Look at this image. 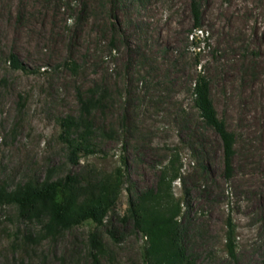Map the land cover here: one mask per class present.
<instances>
[{
    "label": "rangeland",
    "instance_id": "rangeland-1",
    "mask_svg": "<svg viewBox=\"0 0 264 264\" xmlns=\"http://www.w3.org/2000/svg\"><path fill=\"white\" fill-rule=\"evenodd\" d=\"M199 74L235 138L229 172L194 106ZM90 94L106 99L91 114L95 152L74 165L61 125ZM176 155L192 264H235L229 219L237 264H264V0H0V186L73 177L84 188L127 163L104 227L38 242L46 219L0 207V264H145L146 240L125 218ZM92 233L106 252L96 259Z\"/></svg>",
    "mask_w": 264,
    "mask_h": 264
},
{
    "label": "trees",
    "instance_id": "trees-1",
    "mask_svg": "<svg viewBox=\"0 0 264 264\" xmlns=\"http://www.w3.org/2000/svg\"><path fill=\"white\" fill-rule=\"evenodd\" d=\"M196 24H199V12L193 5ZM13 64L20 69L21 65L13 57ZM194 106L203 124L211 127L219 135L225 156L226 170L232 168L235 153L234 135L226 129L225 123L219 119L209 94V83L205 76L199 74L191 88ZM105 97L95 98L93 94L81 100V115L77 118L65 119L62 127L64 138L70 152V161L77 165L80 157L94 154L93 139L95 130L91 114L102 106ZM178 156H173L160 174L156 191L144 194L137 203H131L125 219L133 222L146 240L145 264H192L187 257L180 218L183 214L182 200L173 193V184L182 179ZM127 163L112 174L106 175L93 185L78 188L76 179L66 177L57 181H47L39 185L28 184L15 191H8L0 186V207L15 206L19 213L31 220L46 219L39 241L55 240L62 231L70 230L85 223L96 228L104 227L106 220L115 208L124 191L127 175ZM227 250L231 259L237 264L235 229L231 219L227 221ZM91 245L96 250L94 258L104 255L105 248L98 240L96 233L90 235ZM30 239L28 242H31ZM36 241V240H35ZM34 242V241H32Z\"/></svg>",
    "mask_w": 264,
    "mask_h": 264
}]
</instances>
